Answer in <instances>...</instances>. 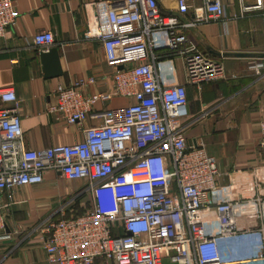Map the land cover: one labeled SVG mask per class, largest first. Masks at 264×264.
I'll return each mask as SVG.
<instances>
[{
    "label": "built area",
    "instance_id": "2783aa9c",
    "mask_svg": "<svg viewBox=\"0 0 264 264\" xmlns=\"http://www.w3.org/2000/svg\"><path fill=\"white\" fill-rule=\"evenodd\" d=\"M246 1L244 13L264 8V0ZM92 10L87 36L105 48L113 91L87 94L94 78L61 85L48 112L69 125L94 117L103 124L76 145L29 150L15 91L0 90V202L2 193L43 183L48 171L86 182L91 209L44 224L49 264H264V166L221 185L217 159L204 145L189 146L182 125L187 86L226 77L224 63L186 33L223 19V0H99ZM18 19L16 0H0V40ZM33 44L50 49L54 35L43 31ZM113 96L134 101L93 114ZM259 128L264 158V121ZM5 230L0 203V244L11 238Z\"/></svg>",
    "mask_w": 264,
    "mask_h": 264
},
{
    "label": "crops",
    "instance_id": "0c3cea01",
    "mask_svg": "<svg viewBox=\"0 0 264 264\" xmlns=\"http://www.w3.org/2000/svg\"><path fill=\"white\" fill-rule=\"evenodd\" d=\"M97 1L16 0L19 19L0 40V90L15 91L29 150L76 145L85 139L86 130L103 124L102 117H94L78 126L69 125L48 112L61 85L94 78L96 83L87 94L113 91L114 69L106 63L105 48L87 36L88 25L95 19L92 3ZM111 1L114 5L123 2ZM223 4V19L186 33L204 53L224 63L226 78L201 90L187 86L189 115L182 121L188 145H204L217 159L221 185L231 178H252L264 166L259 144L260 122L264 121V8L244 13L239 0H223ZM246 4L252 6L254 0ZM43 31L54 35L52 48L59 51L61 77H45L40 53L49 49L40 51L33 44ZM176 66L178 81L185 84L182 60L176 59ZM133 101L113 96L95 104L92 111L105 114ZM44 177L41 184L1 194L5 233L11 238L0 244V264H49L44 224L49 219L78 218L91 209L90 196L82 192L84 180L71 181L55 171Z\"/></svg>",
    "mask_w": 264,
    "mask_h": 264
},
{
    "label": "water",
    "instance_id": "95a60500",
    "mask_svg": "<svg viewBox=\"0 0 264 264\" xmlns=\"http://www.w3.org/2000/svg\"><path fill=\"white\" fill-rule=\"evenodd\" d=\"M42 65H44L45 77L58 78L62 75V65L59 60V51L56 48H50L40 53Z\"/></svg>",
    "mask_w": 264,
    "mask_h": 264
},
{
    "label": "rangeland",
    "instance_id": "374dc122",
    "mask_svg": "<svg viewBox=\"0 0 264 264\" xmlns=\"http://www.w3.org/2000/svg\"><path fill=\"white\" fill-rule=\"evenodd\" d=\"M226 78V77H225ZM225 78H223L222 80H224ZM222 80H220V81H222ZM220 81H217V82H220ZM215 83V82H214ZM209 84H211V83H209Z\"/></svg>",
    "mask_w": 264,
    "mask_h": 264
}]
</instances>
